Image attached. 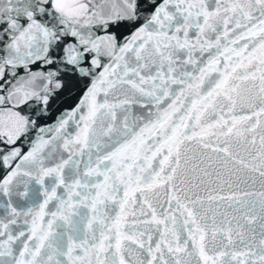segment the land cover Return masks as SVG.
<instances>
[{"label":"snow or ice","instance_id":"1","mask_svg":"<svg viewBox=\"0 0 264 264\" xmlns=\"http://www.w3.org/2000/svg\"><path fill=\"white\" fill-rule=\"evenodd\" d=\"M0 264H264V0H0Z\"/></svg>","mask_w":264,"mask_h":264}]
</instances>
